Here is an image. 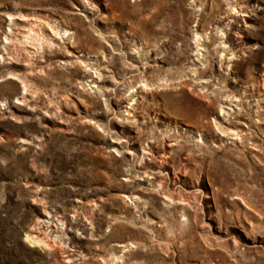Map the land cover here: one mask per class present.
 Instances as JSON below:
<instances>
[{"label":"rangeland","instance_id":"1","mask_svg":"<svg viewBox=\"0 0 264 264\" xmlns=\"http://www.w3.org/2000/svg\"><path fill=\"white\" fill-rule=\"evenodd\" d=\"M0 264H264V0H0Z\"/></svg>","mask_w":264,"mask_h":264},{"label":"bare ground","instance_id":"2","mask_svg":"<svg viewBox=\"0 0 264 264\" xmlns=\"http://www.w3.org/2000/svg\"><path fill=\"white\" fill-rule=\"evenodd\" d=\"M26 238L29 240L31 244L38 245V246L44 244V241L38 235H27Z\"/></svg>","mask_w":264,"mask_h":264}]
</instances>
